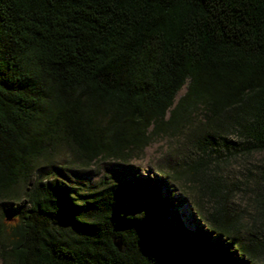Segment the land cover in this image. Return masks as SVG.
I'll return each instance as SVG.
<instances>
[{"label":"trees","instance_id":"obj_1","mask_svg":"<svg viewBox=\"0 0 264 264\" xmlns=\"http://www.w3.org/2000/svg\"><path fill=\"white\" fill-rule=\"evenodd\" d=\"M186 132L194 231L161 181L46 174L0 213L2 264H264V0H0V198L57 139L92 163Z\"/></svg>","mask_w":264,"mask_h":264},{"label":"rangeland","instance_id":"obj_2","mask_svg":"<svg viewBox=\"0 0 264 264\" xmlns=\"http://www.w3.org/2000/svg\"><path fill=\"white\" fill-rule=\"evenodd\" d=\"M183 88L177 100L183 96ZM198 126V124H197ZM199 127L200 124H199ZM194 131V130H193ZM190 133V132H189ZM188 132L176 137H162L154 140L142 154L125 160H98L86 162L73 148L67 146L60 139L52 144L49 151L33 165L31 182L21 186L12 194V199L0 198V213L3 210L26 209V197L32 183L38 177L53 174L60 181L68 184L76 194L91 193L100 190L106 182L114 179H125L135 183L137 181L158 180L168 186L162 187V195L169 197L174 204L184 225L194 231L198 223H202L200 209L197 207V197L188 189L185 177L179 178L184 165L193 157V149L188 142ZM192 133V131H191ZM255 156L249 161V166L260 161ZM245 165L242 160L233 163L225 172L230 181L241 178ZM15 199V200H14ZM237 206L243 209L244 204L236 201ZM207 208V204H204ZM0 264L2 261L0 259Z\"/></svg>","mask_w":264,"mask_h":264},{"label":"water","instance_id":"obj_3","mask_svg":"<svg viewBox=\"0 0 264 264\" xmlns=\"http://www.w3.org/2000/svg\"><path fill=\"white\" fill-rule=\"evenodd\" d=\"M114 245L118 249L119 252H123V244L121 240L114 241Z\"/></svg>","mask_w":264,"mask_h":264}]
</instances>
